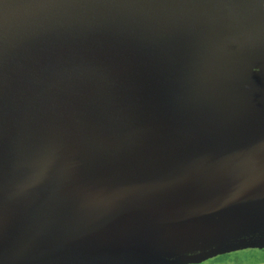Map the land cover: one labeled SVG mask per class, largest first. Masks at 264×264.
I'll use <instances>...</instances> for the list:
<instances>
[{
	"label": "water",
	"instance_id": "1",
	"mask_svg": "<svg viewBox=\"0 0 264 264\" xmlns=\"http://www.w3.org/2000/svg\"><path fill=\"white\" fill-rule=\"evenodd\" d=\"M263 247L264 0H0V264Z\"/></svg>",
	"mask_w": 264,
	"mask_h": 264
},
{
	"label": "rangeland",
	"instance_id": "2",
	"mask_svg": "<svg viewBox=\"0 0 264 264\" xmlns=\"http://www.w3.org/2000/svg\"><path fill=\"white\" fill-rule=\"evenodd\" d=\"M196 264H264V247L231 252Z\"/></svg>",
	"mask_w": 264,
	"mask_h": 264
}]
</instances>
